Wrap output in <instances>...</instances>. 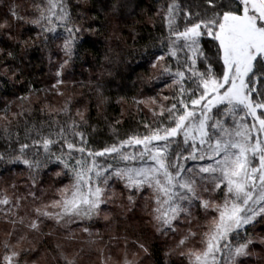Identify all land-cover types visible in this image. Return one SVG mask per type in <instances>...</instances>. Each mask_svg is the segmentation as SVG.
I'll return each instance as SVG.
<instances>
[{
  "label": "snow or ice",
  "instance_id": "1",
  "mask_svg": "<svg viewBox=\"0 0 264 264\" xmlns=\"http://www.w3.org/2000/svg\"><path fill=\"white\" fill-rule=\"evenodd\" d=\"M18 7L10 5L8 13L18 22L39 27L37 35L56 34L58 28L67 34L59 77L76 54L82 31L73 22L67 0L34 3L36 15L31 18L22 16ZM158 15L165 32L156 38L161 54H152L150 66L156 74L149 78L163 81L173 92L163 96L167 103L147 98L153 119L142 121V128L122 137L113 125L112 142L97 149L87 131L91 127L95 132V126L88 124L86 108L73 114L70 100L59 108L46 105V118L36 120L31 96L38 90L31 88L17 97L19 111L10 113L7 105L0 111V139L5 142L0 161L37 175L55 165V175L69 180L47 202L29 191L39 204L27 223L19 215L20 201L27 197L15 202L7 195L0 198V205L8 206L0 212L13 225L3 242L0 264H29L26 257L33 249H17L11 243L17 224L40 231L44 220H51L66 229L65 240L74 241L68 226L99 217L102 206L116 196L117 182L128 193L129 203L137 193H149L145 199L153 205L151 221L161 235H174L181 224L187 225L176 244L187 264H243L241 258L253 255L259 259L254 252L257 241L248 229L257 217L264 219V0H165ZM8 27L5 18L0 28ZM204 37L211 38L207 48ZM59 38L43 36L44 41ZM96 88L102 94L103 85ZM30 179L35 185V176ZM193 209L202 210L203 223ZM82 230L88 234L89 250L99 252L101 264H109L113 258L105 248L120 237L110 236L105 247L94 248L103 236L87 227ZM26 239L18 236L16 245ZM124 240L122 264H136L127 258V237ZM134 243L148 252L144 243ZM259 243L264 246V237ZM55 249L62 264H79L84 251L69 254L61 243Z\"/></svg>",
  "mask_w": 264,
  "mask_h": 264
},
{
  "label": "trees",
  "instance_id": "2",
  "mask_svg": "<svg viewBox=\"0 0 264 264\" xmlns=\"http://www.w3.org/2000/svg\"><path fill=\"white\" fill-rule=\"evenodd\" d=\"M40 2L41 0H0V23L6 18L11 25L0 28V49L3 50L0 51V111L6 105L10 113L19 111L20 101L17 97L27 95L30 88L38 90L31 96V108L36 120L46 118V105L59 108L70 100L73 114L76 109H87L85 115L88 124L95 126V132H92L91 127L87 131L91 133L93 147L97 149L112 142L113 125L123 137L137 126L142 128V121L150 123L153 116L147 98L155 96L158 101L164 102L163 96H171L173 92L172 88L164 86L163 81L149 78L156 74V70L150 66V60L154 59L152 54H161L156 38L165 32L162 18L158 15L165 0H67L73 22L80 25L82 31L76 54L64 66L59 77L57 71L66 59L62 50L63 38L67 35L64 30L57 29L59 39L44 41V35L56 34L37 35L40 33L39 27L24 21L18 22L8 13L10 5H17L22 16L34 17L36 12L32 5ZM114 4L123 7L114 9ZM210 40V37L203 38L206 48ZM8 52H12L13 56L9 57ZM58 79L63 82L57 84ZM97 84L103 85L102 94L97 91ZM136 100L146 102L138 105ZM42 108H45L44 112L40 111ZM23 121L24 118H21V125ZM116 121L120 123L116 124ZM15 124L16 121L13 120V126ZM4 147L5 142L0 139V151ZM57 171L59 169L55 165H50L37 175L29 173L22 165L0 161V198L7 186L8 190L27 197L22 200L27 209L21 212L27 223L30 217H35L32 209L39 204L28 196L29 191H35L41 198L48 193L52 194L57 186L69 182L68 177H57ZM18 176L20 179H16ZM30 176H35V185ZM115 190L117 199L108 208L110 217L94 218L68 226L76 236L74 241L64 239L66 229L56 226L51 220H44L40 231H32L25 225L15 226L16 237H27L18 247H31L33 250L27 257H35L47 244L49 264H62L55 249L57 243L63 244L69 254L83 248L81 259H91L100 254L89 250L88 234L82 230L87 227L94 234L103 236V241L94 248L105 247L110 236L120 237L105 248V254L109 251L116 253L119 245L125 252L124 237H127V252H130L131 259L136 264L144 260L150 264H187L179 255L180 250L176 249L177 242H169V238L176 234L161 235L153 226L150 202L139 197L134 203H129L128 193L119 182L115 184ZM121 192L124 194L121 195ZM197 215L203 214L197 211ZM12 229L11 224L6 228V233ZM134 241L144 243L148 252L140 249ZM3 247L1 243L0 261ZM81 264L90 262L87 260Z\"/></svg>",
  "mask_w": 264,
  "mask_h": 264
},
{
  "label": "rangeland",
  "instance_id": "3",
  "mask_svg": "<svg viewBox=\"0 0 264 264\" xmlns=\"http://www.w3.org/2000/svg\"><path fill=\"white\" fill-rule=\"evenodd\" d=\"M16 179H20V177L18 176V178H16ZM67 183L68 182H66L64 184H67ZM62 185L63 184H61L60 186H62ZM60 186H57L56 188H54L52 194L48 193V195L47 194L43 195L41 197V199L43 201L47 202L48 200L54 198L55 193H56V189L59 188ZM7 188H8V186H7ZM7 188L6 187L4 188L5 189L4 195H7L11 201L15 202L17 197H21V195H20L21 193L14 192V191L12 192V191L8 190ZM147 196H149L148 192L137 193L136 197H135V201H137V199L139 197H144V199H145V197H147ZM116 199H117V194L110 202H108L106 205L102 206L103 211L100 213V216L97 218H104L105 216L110 217V211L108 210V208L114 205V202L116 201ZM147 200L150 202V212H151L153 205H152V202L150 199H147ZM38 203H39V201H38ZM20 204H21V207L19 209V215L22 216L21 212L25 211L27 209V207L24 205V203H22V200L20 201ZM5 207H8V206L0 205V208H5ZM200 212L202 213V210H200ZM193 214H194V216H197L196 209H193ZM203 219H204L203 215L200 216V223H203ZM10 225H11L10 223H7L5 221L4 214L2 212H0V244L3 243L6 239H8V234L6 233L7 232L6 228ZM186 227H187V225L181 224L180 231L178 233H176V236H171L169 238V242L171 244L176 243L178 241V239H180V236L183 234ZM251 230H252V232H250ZM248 232L250 234L252 233L251 235L257 241L255 248H254V252L259 254V259L255 255L247 257V258H241L243 260V264H264V246H262L259 243V238L264 237V219L257 217L256 222L254 223L253 226L249 227ZM169 235H171V233ZM16 238H17L16 235H13L11 237V243L13 245H15L17 247V249H19L18 246H20V245H16ZM47 248H48V245L46 244L44 247H42V249H40L36 253L35 257H31V256L27 257L26 259L29 261V264H44V263L49 264V261L47 259L49 253H48ZM116 249H117V250H115V251H117L116 253H114V254L111 253L113 259L109 261V264H122V261H123L124 256H125V252L123 251V248L121 247V245H119ZM4 252H5V249L3 247L1 259L3 257ZM127 258L130 261H133L131 259V256H130V252H127ZM87 260L90 262V264H101V256H98V255L96 257H92L91 259H89V258L87 259L86 257H83L82 259H80V264L82 262L83 263L86 262ZM140 264H150V263H149V261L144 260L143 262L140 261Z\"/></svg>",
  "mask_w": 264,
  "mask_h": 264
}]
</instances>
